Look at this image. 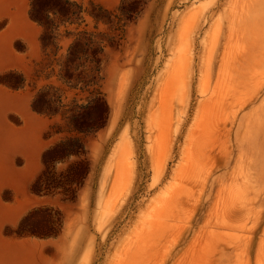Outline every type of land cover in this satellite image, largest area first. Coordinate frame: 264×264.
<instances>
[{
  "label": "rangeland",
  "instance_id": "374dc122",
  "mask_svg": "<svg viewBox=\"0 0 264 264\" xmlns=\"http://www.w3.org/2000/svg\"><path fill=\"white\" fill-rule=\"evenodd\" d=\"M233 1L0 0V28L41 30L0 37V264H264V8Z\"/></svg>",
  "mask_w": 264,
  "mask_h": 264
},
{
  "label": "bare ground",
  "instance_id": "6f19581e",
  "mask_svg": "<svg viewBox=\"0 0 264 264\" xmlns=\"http://www.w3.org/2000/svg\"><path fill=\"white\" fill-rule=\"evenodd\" d=\"M235 1H236V0H235ZM235 1H233V2H235ZM250 1H251V0H250ZM230 2H231V1H230ZM239 2H240V1H239ZM245 2H246V0H245ZM235 3H237V2H235ZM235 3H234V4H235ZM240 3H242V1H241ZM243 3H244V2H243ZM230 4H231V3H230ZM245 4H246V3H245ZM245 4H244V5H245ZM241 5H242V4H240V7H241ZM231 6H232V5H231ZM234 6H235V5H234ZM234 6H233V7H234ZM246 6H247V4H246ZM251 7H252L251 10H254V9H255V11H256L258 14H261V13H262V9L264 8V0H255V2H253V4L251 5ZM230 8H232V7H230ZM243 8H244V7H243ZM203 9H204V8H203ZM232 9H233V8H232ZM228 10L230 11V9H228ZM228 10H227V11H228ZM240 10H242V11H243L242 13L244 14V10H243V9H240ZM234 11H235V7H234V9H233V12H234ZM246 11H247V10H246ZM246 11H245V12H246ZM231 12H232V10H231ZM233 12L231 13L230 16L234 15ZM236 12H237V11H235L234 13H236ZM239 12H240V11H239ZM229 13H230V12H229ZM246 13L248 14V12H246ZM238 14H239V13H238ZM243 14H242V15H243ZM247 14H246V15H247ZM236 15H237V14H235V17H236ZM237 16H238V15H237ZM240 16H241V13H240ZM233 17H234V16H233ZM227 18H228V14H227ZM236 18H237V17H236ZM236 18H234V19H236ZM238 18H239V16H238ZM260 18H261V17H260ZM231 19H233V18H231ZM236 20H238V19H236ZM240 20H242V18H241ZM246 20H247V19H246ZM228 21H229V19H228ZM230 21H231V20H230ZM242 21H243V22H238L237 25H238V24L245 23L244 20H242ZM249 21H250V20H249ZM253 23H254V22H253ZM235 24H236V22H235ZM245 24H250V22H249V23L246 22ZM245 24H243L244 27H242V30H243V31H242V30H239V32L242 31V33H244V31H245V29H244V28H245ZM254 24H255V23H254ZM231 25H232V24H231ZM252 25H253V24H252ZM247 26H248V25H246V27H247ZM249 26H251V25H249ZM249 26H248V28H249ZM231 27H232V26H231ZM231 27H229V29H231ZM233 27H234V26H233ZM239 27H241V26H239ZM239 27H238V28H239ZM251 28H252V27H251ZM254 28H255V27H254ZM232 29H233V28H232ZM235 30H236V29H235ZM232 31H233V30H232ZM229 32H230V30H229ZM245 32H247V31H245ZM249 32H250V31H249ZM252 32H253V31H252ZM257 32H258V31H257ZM232 33H233V32H232ZM232 33H231V34H232ZM237 33H238V31H237ZM237 33H235V34H237ZM254 33H255V32H254ZM228 34H229V33H228ZM248 34H249V33H248ZM252 34H253V33H252ZM220 35H221V34H220ZM232 35H233V34H232ZM239 35H241V36L243 37L244 34H241V32H240V33L238 34V36H239ZM241 36H240V37H241ZM248 36H252V35H248ZM246 37H247V36H246ZM187 38H188V37H187ZM190 40H191V39H190ZM190 40H189V43L191 44V41H190ZM217 41H218V40H217ZM217 41H215L216 44H217ZM185 42H186V41H185ZM185 45H186V44H185ZM188 45H189V44H188ZM218 46H220V45H218ZM184 47H186V46H184ZM247 47H248V46H247ZM180 48H181V47H180ZM212 48H213V47H212ZM215 48H216V47H215ZM217 48H218V47H217ZM189 49H191V51H192V46H191V45H190ZM248 49H249V48H248ZM217 50H218V49H217ZM245 50H246V48L244 49V51H245ZM186 51H187V50H186ZM191 51H190V55H189L188 57H184V58L189 59V65H188L189 68H190V66H191V64H192V59H193V57H192V55H191ZM248 51H249V50H248ZM211 52H212V51H211ZM213 52H214V51H213ZM219 52H220V51H219ZM219 52H218V53H219ZM240 52H241V51H240ZM242 53H243V51H242ZM250 53H252V52H249V53H247V54H250ZM184 54H185V52H184ZM216 54H217V53H216ZM240 54H241V53H240ZM253 54H254V53H252V55H253ZM252 55H251V57H252ZM184 56H185V55H184ZM221 56H222V55H221ZM221 56H220V60H221ZM224 56H226L225 53H224ZM238 56H239V54H237V57H238ZM244 56H245V55H244ZM215 57H216V56H215ZM217 57H218V56H217ZM239 57H240V56H239ZM239 57H238V58H239ZM249 57H250V56L246 57L244 60L246 61ZM175 58H176V57H175ZM179 58H180V56H179ZM184 58H182V59L184 60ZM224 58H225V57H224ZM253 58H254V56H253ZM176 59H178V58H176ZM234 59H237V58H234ZM234 59H233V60H234ZM240 59H241V58H240ZM250 59H252V58H250ZM174 60H175V59H174ZM180 60H181V58H180ZM194 60H195V59H194ZM223 60H224V59H223ZM223 60L220 61V63H222ZM244 60L242 59V62H241V64H240V67H242V68H243L244 65L246 64V62H244ZM211 61H212V60H211ZM234 61H236V60H234ZM237 61H239L238 63H240V60H239V59H237ZM224 62H226V61L224 60ZM232 62H233V61H232ZM249 62H251V60H250ZM249 62H247V63H249ZM178 63H179V62H178ZM194 63H195V62H194ZM218 63H219V61H217V64H218ZM208 64H209V63H208ZM222 64H223V63H222ZM222 64H218L217 68L219 67V65H222ZM232 64H233V63H232ZM234 65L236 66V63L233 64V68H234ZM237 65H238V64H237ZM224 66H226V65H224ZM224 66H223V68H224ZM245 66H246V65H245ZM220 67H221V66H220ZM223 68H222V70H223ZM236 68H237V66H236L234 69L236 70ZM169 69H170V68H169ZM237 69H238V68H237ZM184 71L187 72L186 67H185V68H184V67L180 68V66H178V67L175 68V69H174V68L171 69V70L169 71V75H168V76H169V78H170L171 80H175L176 78L180 80V78H178V77H181V78H182V76H180V75H183ZM220 71H221V69H220ZM220 71H219V72H220ZM233 71H234V70H233ZM219 72H218V73H219ZM221 72H222V71H221ZM239 72H240V71H239ZM242 72H243V71H242ZM220 74H221V73H220ZM220 74H219V75H220ZM241 74H242V73H241ZM246 74H247V72H246ZM219 75H218V76H219ZM242 75H244L243 78H246L245 73L242 74ZM166 76H167V75H166ZM216 76H217V75H216ZM232 77H235L234 74H233ZM236 77H238V75H237ZM194 78H195V77H194ZM233 79H234V78H233ZM237 79H238V78H237ZM239 79H240V78H239ZM245 80H246V79H244V81H245ZM180 81H181V80H180ZM234 81H235V80H234ZM239 81H240V80H239ZM244 81H243V82H244ZM169 82H170V80H169ZM176 82H177V81H176ZM176 82H175V83H176ZM236 82H238V81L236 80ZM240 82H241V81H240ZM179 83H180V82H179ZM123 84H125V83L123 82ZM177 84H178V82H177ZM180 84H182V83H180ZM176 86H177V85H176ZM178 86H179V84H178ZM192 86H193V85H192ZM179 87H181V86H179ZM179 87H177V88H179ZM210 87H211V86H210ZM123 88H124V87H123ZM181 88H182V87H181ZM181 88H180V90H181ZM206 88H207V86H206ZM173 89H174V88H173ZM173 89H172V90H173ZM175 89H176V88H175ZM183 89H184V87H183ZM209 90H210V89H209ZM211 90H213V89H211ZM175 91H177V90H175ZM205 92H206V91H205ZM213 92H214V95H216L217 92L215 93V90H214ZM180 93H182V91L179 92V94H178L179 97H180ZM211 93H212V92H211ZM211 95H212V94H211ZM179 97H178V98H179ZM175 98H176V94H175ZM181 98H182V97H181ZM211 98H212V97H211ZM211 98H209V99H211ZM214 98H215V97H214ZM216 98H217V97H216ZM179 100H180V98H179ZM179 100H178V104H179ZM204 100H205V99H204ZM206 100H207V99H206ZM208 101H210V100H208ZM225 101H226V100H225ZM244 101L246 102V100H244ZM244 101H243V102H244ZM202 102H203V101H202ZM222 102H223V100H222ZM228 102H229V100H228ZM228 102H226V104H227ZM245 102H244V103H245ZM205 103H207V102H205ZM210 103H211V101L208 102V104H210ZM215 103H216V102H215ZM203 104H204V103H203ZM208 104H207V106H206L207 108H209ZM220 104H221V103H219V105H220ZM226 104H225V105H226ZM170 105H171V107H172V104H170ZM170 105H169V106H170ZM175 105H176V104H175ZM204 105H206V104H204ZM212 105H214V103H213ZM219 105H218V106H219ZM225 105L223 104V107H224ZM228 105H229V104H228ZM228 105H227V106H228ZM242 105L244 106L243 103H242ZM210 106H211V105H210ZM218 106H217V108H218ZM229 106H230V105H229ZM229 106H228V107H229ZM179 107H181V104L179 105ZM201 107H202V106H201ZM203 107H204V106H203ZM203 107L201 108V111H205L206 107H204V108H203ZM211 107H212V106H211ZM214 107H215V106H214ZM238 108H239V107H238ZM238 108H237V109H238ZM240 108H242V106H240ZM177 109H178V108H177ZM180 109H181V108H180ZM203 109H204V110H203ZM213 109H214V108H213ZM218 109H219V108H218ZM218 109H217V110H218ZM254 109H255V108H254ZM219 110H220V109H219ZM221 110H222V109H221ZM221 110H220V111H221ZM223 110H224V109H223ZM250 110H251V109H250ZM250 110H249V111H250ZM256 110H257V108H256ZM175 111H176V109H175ZM201 111H200V109H199V113L204 114V115H205V113L207 114V110H206V112H201ZM213 111H214V110H212V112H213ZM257 111H258V110H257ZM170 112H171V115H170V119H171V117H173V115H172V111H171V110H170ZM235 112H236V111H235ZM235 112H234V113H235ZM175 113H176V112H175ZM199 113H198V115H199ZM214 113H216V112H214ZM223 113H227V112L225 111V112H223ZM239 113H240V112H239ZM248 113L251 114V112H248ZM248 113H246V114H248ZM204 115H202L201 118L204 117ZM226 115H227V114H226ZM238 115H239V114H238ZM243 115H244V114H243ZM252 115H253V114H252ZM252 115H251V116H252ZM174 116H175V114H174ZM186 116H187V115H186ZM248 116H250V115L248 114ZM253 116H254V115H253ZM253 116H252V117H253ZM197 117H198V116H197ZM206 117H209V116H206ZM210 117H211V116H210ZM231 117H232V116H231ZM233 117H234V115H233ZM233 117H232V119H233V121H234V118H233ZM256 117H257V114H256ZM174 118H175V117H174ZM187 119H188V118H187ZM198 119H199V117H198ZM198 119H197V120H198ZM203 119H204V118L201 119V121H200L199 124H201V122L203 121ZM205 119H206V118H205ZM232 119H229L230 122H231ZM249 119H251V118H249ZM241 120H242V119H241ZM252 120H253V118H252ZM169 121L172 122V120H169ZM173 121H174V120H173ZM203 122H205V121H203ZM244 122H245V120H244ZM183 123H184V120H182L181 118H179V119H178V124H177V129H176L177 132H178V134H179L181 128L183 127ZM195 123H196V121H195ZM236 123H237V122H236ZM242 123H243V122H242ZM242 123H241V122L239 123V127H240V125H241ZM254 123H255V122H254ZM168 124H169V122H168ZM197 124H198V123H197ZM197 124H196V125H197ZM204 124H205V123H204ZM169 125H170V124H169ZM196 125H194V126H196ZM230 125H232V124H230ZM230 125H229V127H231ZM249 125H250V124H248V126H249ZM255 125H256V124H255ZM198 126H199V125H198ZM224 126H225V125H224ZM245 126H246V125H245ZM170 127H171V125H170ZM227 127H228V126H227ZM237 127H238V126H237ZM239 127H238V128H239ZM246 127H247V126H246ZM194 128H195V127H194ZM199 128H200V127H199ZM204 128H205V126H204ZM224 128H225V127H224ZM240 128H241V127H240ZM170 129H171V128H170ZM200 129H201V128H200ZM233 129H234V128H233ZM192 130H193V129H192ZM195 130H196V128H195ZM195 130H193V131H195ZM205 130H206V129H205ZM205 130H204V131H205ZM221 130H222V129H221ZM223 130H224V129H223ZM225 130H227V129H225ZM229 130H230V129H228L227 131H229ZM245 130H246V129H245ZM193 131H192V134H193V135L190 134V135H192V136H191V138H189V139H192V140L194 141V139H195V137H194V133H195V132L193 133ZM232 131H233V130H232ZM238 131H239V130H238ZM243 131H244V130H243ZM230 132H231V131H230ZM246 132H247V131H246ZM204 133H206V132H204ZM222 133L224 134V131H223ZM222 133H221V134H222ZM227 133H228V132H227ZM165 134H166V132H165ZM167 134H168V133H167ZM195 134H196V133H195ZM206 134H207V133H206ZM241 134H242V133H241ZM169 135H170V134H169ZM229 135H230V134H229ZM166 136H167V135H166ZM197 136H198V134H197ZM123 137H124V135H123ZM125 138L127 139L126 136H125ZM125 138H124V139H125ZM224 138H227V136H225ZM239 138H240V136H239ZM126 139H125V140L122 139L123 142L121 141V142L119 143V145L117 144V145H118V148L115 147V149H116V150H115V154H114L115 157H114V155H113V157L115 158V162H114V163H116V165H115V166H116V173H115V174H116V178H117V179H123V178H126V179L128 178V179H130V178L132 177V175H133V171H134V160L132 159V152H133V149H132L131 144L129 143V140H126ZM196 139H197V138H196ZM222 139H223V138H222ZM192 140H189V141L193 142ZM197 140H198V139H197ZM204 140H205V139H204ZM119 141H120V140H119ZM119 141H118V142H119ZM222 141H223V140H222ZM232 141H233V140H232ZM118 142H117V143H118ZM197 142H198V141H197ZM213 142H214V141H213ZM215 142H216V141H215ZM224 142H225V141H223V143H224ZM227 142H229V140H228ZM237 142H238V141H237ZM237 142H236V143H237ZM204 143H205V142H204ZM221 143H222V142H221ZM221 143H220V144H221ZM233 143H234V142H233ZM238 143H239V142H238ZM165 144H166V143H165ZM187 144H188V143H187ZM207 144H209V143L207 142L206 145H207ZM213 144H214V143H213ZM220 144H218V145L220 146ZM230 144H231V143H230ZM167 145H168V144H167ZM191 145H192V144H191ZM206 145H205V146H206ZM215 145H216V144H215ZM218 145H217V146H218ZM222 145H223V144H222ZM225 145H226V144H224L222 147H226ZM234 145H235V144H234ZM193 146H194V145H193ZM205 146H204V147H205ZM212 146H214V145H212ZM217 146H216V147H217ZM238 146H239V145H238ZM190 147H192V146H190ZM190 147L188 146L189 149H190ZM198 147H199V146H198ZM209 147H210V146H209ZM228 147H229V146L227 145V148H228ZM230 147H231V145H230ZM202 148H203V147H202ZM205 148H207V149H202V150H204V151L208 150V147H205ZM213 148H214V147H213ZM231 148H232V147H231ZM231 148H230V149H231ZM236 148H237V147H236ZM186 149H187V148H186ZM192 149H193V148H192ZM198 149L200 150L201 147L198 148ZM222 149H223V148H222ZM230 149H229V150H230ZM238 149H240V148L238 147ZM190 150H191V149H190ZM193 150H195V149H193ZM196 150H197V148H196ZM196 150H195V151H196ZM199 150H198V152H200ZM229 150H228V151H229ZM195 151H193V152H195ZM204 151H203V152H204ZM208 151H209V150H208ZM223 151H224V150H223ZM230 151H231V150H230ZM184 152H185V150H184ZM187 152H190V151L188 150ZM193 152H192V153H193ZM210 152H211V151H210ZM234 152H235V151H234ZM241 152H242V151H241ZM190 153H191V152H190ZM192 153H191V155H192ZM206 153H207V152H206ZM206 153H204V155H205ZM229 153H230V152H229ZM185 154L189 155L188 153H185ZM194 154L196 155V153H194ZM194 154H193V155H194ZM237 154H238V153H237ZM233 155H234V154H233ZM235 155H236V154H235ZM241 155H242V154H241ZM241 155H240V157H241ZM189 156H190V155H189ZM189 156H186L187 159H188ZM197 156H198V155H197ZM197 156L194 157L195 160H196V157H197ZM238 156H239V155H238ZM113 157H112V158H113ZM183 157H184V156H183ZM190 157H191V156H190ZM226 157H227V156H226ZM228 157H229V156H228ZM192 158H193V156L191 157V159H192ZM197 158H199V157H197ZM249 158H250V156H249L247 159H249ZM191 159H189V161H191ZM225 159H226V158H225ZM240 159H241V158H240ZM112 160H114V159H112ZM112 160H111V161H112ZM250 160H251V159H250ZM250 160H248V161H250ZM111 161H110V162H111ZM189 161H188V162H189ZM192 162H193V164H194V161H192ZM181 163H182V162H181ZM197 163H199V162L196 161L195 164H197ZM193 164H192V166H193ZM227 164H228V161H225V165H227ZM182 165H184V163H182ZM182 165H181V166H182ZM181 166H179V167L181 168ZM189 166H191V165H189ZM194 166H195V165H194ZM182 167H184V166H182ZM185 167H186V165H185ZM196 167H197V165H196ZM196 167H195V168H196ZM187 168H189V167H188V163H187ZM187 168H186V169H187ZM218 168H219V167H218ZM220 168H221V167H220ZM181 169H182V168H181ZM190 169H191V168H189L188 170H190ZM192 169L194 170L193 167H192ZM192 169H191V170H192ZM178 170H179V168H178ZM188 170H187V171H188ZM180 171H181V170H180ZM216 171H217V170H216ZM216 171H215V172H216ZM218 171H219V170H218ZM189 172H190V171H189ZM213 174H214V173H213ZM213 174H212V175H213ZM176 175H177V173H176ZM206 175H207V174H206ZM208 177H209V176H208ZM210 178H211V177H210ZM216 178H218V176H217ZM218 179H219V178H218ZM203 181H205V180L203 179ZM217 181H219V180H217ZM206 182H207V181H206ZM219 182H220V181H219ZM206 184H207V183H206ZM203 186H204V185H203ZM201 191H202V188H201ZM201 191H200V192H201ZM198 194H199V192H198ZM212 194H213V193H212ZM200 196H201V195L199 194V197H200ZM200 199H201V197H200ZM198 200H199V199H196L195 202L198 201ZM205 205H206V202H205V201H201V202H199V205H198V208H199V209L197 208L198 211H197L196 216H195L194 213H193V215L195 216V220H196V221H197L198 219H200L201 216H203V215H202V213H203L202 209L205 207ZM196 207H197V205H196ZM205 208H206V207H205ZM193 209H194V208H193ZM206 210H207V209H206ZM195 211H196V209H195ZM204 211H205V210H204ZM192 212H193V211H191V214H192ZM205 212H206V211H205ZM206 213H207V212H206ZM204 214H205V213H204ZM192 217H193V216H191V218H192ZM203 217H204V216H203ZM193 223H195V222H193ZM193 223H192V224H193ZM197 224H198V223H197ZM186 231H187V230H186ZM184 232H185V231H184ZM184 232H183V234H184ZM187 235H188V234H187V232H186V234H184V235H182V236H183V237H186ZM180 239H181V238H180ZM183 240H184V238H183Z\"/></svg>",
  "mask_w": 264,
  "mask_h": 264
},
{
  "label": "crops",
  "instance_id": "0c3cea01",
  "mask_svg": "<svg viewBox=\"0 0 264 264\" xmlns=\"http://www.w3.org/2000/svg\"><path fill=\"white\" fill-rule=\"evenodd\" d=\"M35 29H36V32L32 34V36L30 35V33H24V34H15L12 32V26H6L4 28H0V37H3V36H7L8 40H9V43L12 45L15 41V39H17L19 37V35L22 36V38L26 39L27 41L28 40H37L39 41V35H40V28H38L37 26H35ZM31 36V38H30ZM40 156H41V151H39L37 157L40 159ZM41 165H37V166H33L32 164H30L29 162H26L24 164H21V165H10L9 167L11 169H18V170H22V171H30V172H38L39 171V168H40Z\"/></svg>",
  "mask_w": 264,
  "mask_h": 264
}]
</instances>
